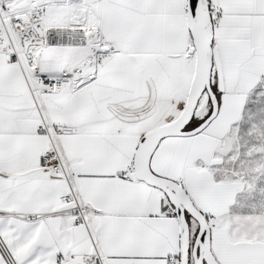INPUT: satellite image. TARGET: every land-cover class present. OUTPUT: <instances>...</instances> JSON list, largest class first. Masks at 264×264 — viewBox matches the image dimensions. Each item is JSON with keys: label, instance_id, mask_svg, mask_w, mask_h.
Here are the masks:
<instances>
[{"label": "snow or ice", "instance_id": "obj_1", "mask_svg": "<svg viewBox=\"0 0 264 264\" xmlns=\"http://www.w3.org/2000/svg\"><path fill=\"white\" fill-rule=\"evenodd\" d=\"M0 264H264V0H0Z\"/></svg>", "mask_w": 264, "mask_h": 264}]
</instances>
